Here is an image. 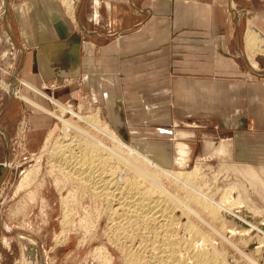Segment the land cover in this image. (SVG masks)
Returning a JSON list of instances; mask_svg holds the SVG:
<instances>
[{
	"label": "crops",
	"instance_id": "0c3cea01",
	"mask_svg": "<svg viewBox=\"0 0 264 264\" xmlns=\"http://www.w3.org/2000/svg\"><path fill=\"white\" fill-rule=\"evenodd\" d=\"M255 1L13 2V48L0 55L2 75L12 80L0 108V162L11 165L0 173L14 171L12 161L36 151L53 132L50 114L41 110L50 98L35 89L65 79L71 82L57 88L62 98L105 97L111 127L163 164H178L186 150L191 160L198 123L233 133L237 160L264 162V74H246L255 66L252 58L264 68V54L251 58L246 48L250 24L264 35ZM242 6L249 11L246 23ZM20 93L26 99L15 96ZM184 130L187 137L179 135ZM175 131L183 142L178 155L166 158L161 148L176 145Z\"/></svg>",
	"mask_w": 264,
	"mask_h": 264
},
{
	"label": "bare ground",
	"instance_id": "6f19581e",
	"mask_svg": "<svg viewBox=\"0 0 264 264\" xmlns=\"http://www.w3.org/2000/svg\"><path fill=\"white\" fill-rule=\"evenodd\" d=\"M3 2L4 7L2 6L3 9L0 11V18L2 19L3 15L7 17L9 31L12 34L9 2L7 0ZM4 30L8 34L6 27ZM2 32L0 29V40L11 43L10 33L9 36L4 32L2 35ZM246 46L250 50L249 52H253L251 58L257 54H264V35L251 24L246 30ZM8 53L9 49H6L5 54ZM251 60L257 66L256 60L253 58ZM4 72H6L5 68ZM32 88L35 89L33 86ZM35 90L49 97L63 113L60 115L62 126L59 135L53 140L52 134H50L46 141L53 144L51 159L59 166H57L59 171L64 174L62 181L65 180L64 176L71 182L72 180L77 181L82 191L87 193L89 190L93 197L102 202L109 223L107 236L123 252L121 254L124 255V264H232L227 260L226 252L222 254L223 250L220 251L215 247L217 244L214 245V234L221 236L228 243L230 242V245L235 248L234 250H237L241 257L248 259L252 264H264V217L260 221L255 219L254 215L249 212L251 207L248 209L251 204L247 207L244 206L245 201L241 196L251 182L243 184L242 190L238 189L239 191L234 186L227 187V189L224 187L222 196L218 194L220 197L217 198L214 194L215 190L211 192L210 188H207L209 186L202 181L204 176L201 174L202 169L201 172L199 171L200 165H195L193 169H178L185 165L189 156L188 150L185 152L186 156L176 164L178 167H169L125 141L108 122L102 121L100 115H84L45 90L41 88ZM66 113H70V116H67ZM227 148V142L222 141L220 145L215 146L211 154H215V152L221 154ZM227 151L231 153L232 150ZM5 165L8 166L10 163L0 162V172ZM243 165L245 166L236 168H240L252 183V179H258L259 183L258 181L256 183L263 189L264 183L259 177L264 175L262 172L264 164L260 168L250 163ZM39 168L34 166V169L27 170L28 172L23 176L18 189L28 186L32 177L39 172ZM206 180L208 179L206 178ZM226 181L224 180L225 186L228 183ZM230 184L228 185L230 186ZM61 185L63 187L65 184ZM217 185L214 186L217 187ZM253 186L257 187L254 184ZM215 189L222 190L220 187ZM247 191L249 192V190ZM256 192L258 191L256 190ZM240 193L242 194L240 195ZM68 196L70 197V195ZM93 197L90 195L91 200ZM257 207L259 208V206ZM178 210H180L181 216H177ZM254 211L256 210L251 212L256 215L257 213ZM66 213L64 214L65 220L68 221L71 217H68L69 212L68 215ZM260 214L258 212L259 216H261ZM101 215L99 213L98 216ZM216 221H219L221 226H218ZM176 225L183 227L184 231L181 233V230L175 228ZM254 234L258 235H255L258 237L255 238L256 241L253 239ZM232 236L235 237L232 238ZM236 239L246 243L253 240L254 251L259 253V257L253 256L247 250V244L245 246L247 249H245L236 242ZM136 242L137 244H134ZM209 243L213 246L212 251L207 246ZM96 250L102 264H115L113 254L106 247L98 246ZM25 263L27 264L26 260ZM41 263H43L42 260L38 258L31 264Z\"/></svg>",
	"mask_w": 264,
	"mask_h": 264
},
{
	"label": "rangeland",
	"instance_id": "374dc122",
	"mask_svg": "<svg viewBox=\"0 0 264 264\" xmlns=\"http://www.w3.org/2000/svg\"><path fill=\"white\" fill-rule=\"evenodd\" d=\"M7 1L10 2L9 3V11H10L13 2H15L16 0H7ZM2 3L3 0H0V11L2 10V6H3ZM242 7L246 9V6L245 7L242 6ZM253 7L255 8V10L260 11L264 15V0L255 1L253 3ZM248 16H249V11L248 9H246V11L244 12L245 23L247 21ZM72 19L74 18L72 17ZM262 20L263 19L258 20V23L260 25L264 24ZM0 21H2L0 22V26L2 27L4 25L7 31L10 33L8 22L5 25V23H3L4 21L1 18ZM4 26L2 30H4ZM4 33H6L5 30ZM10 35L12 34L10 33ZM244 38H245V34H244ZM12 48L13 45L10 42L8 41L3 42L0 40V55H1V51H3L4 49L5 50L10 49L12 51ZM10 57H12L11 54ZM2 62L5 63V60H2V58L0 57V64H2ZM7 71L8 70L6 69V72ZM2 72H3L2 67L0 65V108L2 107L6 99V92H8L9 83L10 84L12 83V80H9V73L7 72L5 73V75H2L3 74ZM251 73L264 74V68L260 69L254 66L251 71L246 72L247 75ZM70 82L71 79H65L63 83H58L52 80L43 83L42 87L45 88V90L49 94L61 100L63 103L67 105H71V107H73L76 111H80L84 115L98 114L100 115L99 117L102 119L103 122L110 123L106 104H104L106 101L105 97H98V99L96 100V99H92L87 95H82V94L80 95L67 94V96L63 98L60 96L57 88L61 86H65ZM14 85L18 88V86L15 83ZM15 96H19L23 99H26L22 93L16 94ZM46 104L48 107L45 105L44 106L47 109H41V108L40 109L50 114L49 123H51V126L53 128V132H51L50 134H52V139L53 138L55 139V137L59 135L61 130L62 121L60 115L63 113L60 107L57 104H55L51 99H48L46 101ZM66 114L67 116H70V113H66ZM198 124L200 125L198 126V128H196L197 130L191 131V133H194L193 136H195V133L197 132L196 133L197 137L195 138L194 141L195 144L193 147L192 158L190 157L191 160H187L185 165L179 167L178 169H182V170L193 169L195 165L197 166L200 165L201 167L199 166V171L201 172L202 169L201 174H203L204 176L202 181L204 182V184H207V186H209L206 187L210 188L209 190L211 192L215 190L214 194L217 196V198L222 196L223 194L222 188L224 187H225L224 189H227V187L230 188L231 186L232 187L234 186L236 190L238 189L242 190L243 184L245 185L247 182H251V184H249L248 186V189H246L243 192L244 194L240 193V195L242 194L241 196L243 197V200L246 202L243 203L244 206L247 207V205L249 206L251 204L248 207V209H250L251 207L250 210L251 211L256 210L254 212L257 214L255 215L253 214V212L251 211L249 212L252 215H254L255 219L260 221L264 217L263 214L264 192H262L264 191V188L263 189L260 188L261 186L258 185L259 183L258 179L256 180L252 179L253 180L252 183L251 179L245 176L240 170V168L238 169L236 167H243L245 166L243 164L247 165L248 163H250V164H254L257 168H260L261 165L264 164V162H245V161L237 160L233 150V139H232L233 133L218 129L216 124L213 125L201 124V123ZM176 133L177 132L175 131L174 133L176 136L175 138H173L174 136L172 135L171 139H167V140L161 139L162 141H168V142L174 139L176 142L175 146L168 145L161 148V153L164 154L166 158L172 157L173 154L175 155L179 154L177 143L179 141L183 142V140L181 138L178 139L179 136ZM50 134L46 136V138L43 140V142L37 148L36 151L30 152L25 150L23 153L17 156L16 161H12L13 162L12 166L14 168V171L4 170L3 174L0 173V264H26L25 260L27 264H31L34 261H36L38 258L42 260L43 263L41 264H102L101 259H98L99 253L95 252L97 251L96 249L98 246L106 247V249L113 254L114 257L113 259L115 264H124L125 261H124V255H122L123 252L121 251V249L119 250V247H117V245L113 243V241H111V239H109L107 236V232L109 230V223L106 213L103 210L104 207L102 205V202L99 199L93 197L92 194L89 192V190L87 191V193L82 191L79 188L77 181L72 180L73 182L72 183L71 180L66 179L65 176H64L65 180L62 181L63 180L62 175L64 174L61 171H59L58 168L59 166L56 165V163H53L54 161L53 159H51L52 158L51 150L53 148V144L46 142L47 137ZM136 135L141 136L139 133H136ZM179 135H181L182 137H187L189 134L188 131L184 130V131H180ZM222 141H225L228 144V148L226 149V151L222 152L221 154L216 152L215 154L213 153L214 155L211 154L215 146L217 147L218 145H220ZM227 150H232V151L231 153H228L229 151ZM163 161L165 162L164 164L169 167H174V166L178 167V165H175L174 163L175 160L174 161L163 160ZM201 161L204 163H202ZM34 166L40 167L38 170L39 172L37 171L38 173L32 177V179L30 180L31 183L29 182L28 186H25L22 189H18L23 179V176L25 175V173L28 172L27 170L34 169ZM227 171L231 173L228 174ZM262 172L264 174V171ZM231 174L233 175L231 176ZM234 177L237 179H235ZM206 178L208 180L210 179L209 180L210 182L206 180ZM259 178L261 182L264 183V175H260ZM224 180L225 181L227 180L226 181L228 182L227 186H225L226 183L224 182ZM256 181H258V183H256ZM61 184L63 185L65 184L66 186L64 185L62 187ZM216 184L218 185L220 184V186L217 185V187L218 188L220 187V189L222 190L218 191V189H215L217 188L215 187ZM228 184H230V186ZM253 184L257 186L259 189L257 187H254ZM247 190H249V192ZM256 190L258 192H256ZM83 192L86 194L84 195ZM78 194L80 195L79 196L80 198L78 197ZM248 194L249 196H247ZM68 195H70V197ZM90 195L95 199L92 198L91 200ZM73 196L74 199H72ZM251 199L253 201L252 203H251ZM92 201L97 203L94 204ZM100 204L101 207H99ZM255 204L257 205L255 206ZM257 206H259V208ZM98 207L100 208V210ZM103 211L104 213H102ZM257 211L259 212V214L261 213L260 214L261 216L258 215ZM65 212L70 213L69 215L66 213L68 217H71L69 218L70 220L68 221L65 220V215H64ZM99 213L102 214L100 217L98 216ZM179 213L181 214L180 210L177 211V216L180 215ZM67 222H69V224H66ZM216 222L218 226H221V224L218 223L219 221ZM105 223L107 224V226ZM176 226L175 228L181 230V233L184 231L183 227H180V225H176ZM227 226L234 227L232 225H227ZM255 235L257 234H254L253 236ZM257 236L253 237V239L254 240L255 238L257 239L258 238ZM213 237H214L213 241L215 240L214 245L217 244L215 247L218 250L220 249V251L223 250L221 251L222 254H225L226 252L227 255L225 256L227 260L230 261L229 263L252 264L251 261H249L248 259L244 258L243 256L241 257L240 253L237 252V250H234L235 248L232 245H230V242L228 243V241L222 239V237L217 234L216 235L214 234ZM234 237L235 236H232V238ZM221 241L222 243H220ZM240 241L241 240L236 239V242H238V244H240L245 249L248 248L247 250L250 251L253 256L259 257V253L256 251L257 253L256 254L254 251L252 245L253 240L249 242L250 244L246 243L245 241H241V242ZM29 243L31 245L33 244L36 245V255L33 260L24 253V250L29 248ZM134 244H137V242ZM209 244H207V246L211 250L213 246L212 244H210L211 246ZM221 244H223L224 246ZM246 244L248 246L247 248L245 247ZM237 259L240 261H238ZM233 260L235 261L233 262Z\"/></svg>",
	"mask_w": 264,
	"mask_h": 264
},
{
	"label": "water",
	"instance_id": "95a60500",
	"mask_svg": "<svg viewBox=\"0 0 264 264\" xmlns=\"http://www.w3.org/2000/svg\"><path fill=\"white\" fill-rule=\"evenodd\" d=\"M32 248H31V247ZM24 253L29 257V258H31L32 260L34 259V257H35V255H36V245H31L30 243H29V248H27V249H25L24 250Z\"/></svg>",
	"mask_w": 264,
	"mask_h": 264
}]
</instances>
